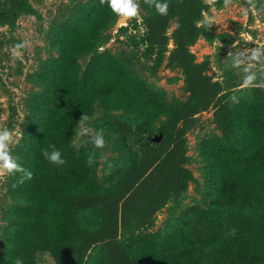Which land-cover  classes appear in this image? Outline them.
<instances>
[{"label":"trees","instance_id":"trees-1","mask_svg":"<svg viewBox=\"0 0 264 264\" xmlns=\"http://www.w3.org/2000/svg\"><path fill=\"white\" fill-rule=\"evenodd\" d=\"M238 1L249 8L254 0ZM160 2L168 3L167 15L156 11L154 0H140L145 14L139 41L155 66L166 61L182 71L187 100L167 103L163 94L149 89L136 74L131 56L97 54L111 38L107 31L117 18L107 2L94 0L78 8L79 25L62 42L61 56L44 74L46 91L37 124L29 126L11 152L32 178L21 182L25 172L8 174L11 194L21 195L27 206L15 210L11 252L1 264L17 260L36 264L39 251L49 252L55 264H264V88L255 87L264 82H254L248 88L250 98L232 110L229 91L213 81L207 74L208 63L197 62L191 51L207 33L204 15L209 4L206 0ZM27 9V0H10L8 7L0 0V24L13 23ZM127 33V26L118 30ZM127 38L137 45L134 35ZM88 56L91 63L81 81L78 60ZM96 101L140 117L135 127L116 120L135 159L108 188L97 177L100 148L93 141L80 148L71 143L78 122L91 115ZM210 108L224 138L207 142L204 149L211 205L184 214L176 232L153 245L139 232L186 191L192 176L185 167V132L196 114ZM161 116L166 118L164 124L153 131V121ZM157 132L163 134L159 142L152 140ZM45 150L49 154L59 150L66 163L50 162ZM81 211L91 212L94 229L82 226ZM121 236L129 238L128 245ZM96 246L101 256L88 262V253Z\"/></svg>","mask_w":264,"mask_h":264},{"label":"rangeland","instance_id":"rangeland-1","mask_svg":"<svg viewBox=\"0 0 264 264\" xmlns=\"http://www.w3.org/2000/svg\"><path fill=\"white\" fill-rule=\"evenodd\" d=\"M94 0H27L29 9L19 12L13 23L0 24V131L7 129L13 134L9 144L10 155L13 149L29 132L30 125L37 124V111L46 91L45 72L49 65L62 54V42L79 25L77 9ZM10 0H2L8 7ZM209 9L205 13L206 34L192 46L191 51L197 62H207V74L222 83L229 91L228 101L232 110L250 98L248 88H241L247 76L254 75L256 81L264 82V0H254L251 7L245 8L238 0H206ZM138 17L122 18L117 14L115 24L107 31L109 41L98 48L97 54L125 53L133 58L136 74L147 87L161 93L167 103H183L188 98L184 75L177 67L164 61L154 65V58L146 57L144 46L139 38L144 32L140 0ZM128 27V35L136 37V44L124 34H118L120 27ZM70 25V27H69ZM176 21L169 25L171 36ZM27 42L19 49V58L13 55L15 45ZM173 48L168 47L170 50ZM168 52L166 53V56ZM95 56V55H94ZM82 68L81 81L88 72L91 56L78 60ZM236 95L239 103L231 97ZM165 116L154 120L152 130L157 131L165 122ZM116 120L135 127L140 117L124 109H112L103 101L94 103L91 115L79 121L72 145L80 148L93 141L96 133H101L105 147L100 148L97 177L102 187L108 188L130 165L135 156L129 151L130 142L118 131ZM80 132H86L80 135ZM157 132L152 140L159 136ZM185 167L191 172V180L186 191L177 199H171L155 216L148 228L140 231L143 238L160 244L178 229L180 219L192 209L207 210L213 200L212 188L208 183V162L204 155L207 142L223 140V134L216 126L213 109L202 111L185 132ZM163 139V134H162ZM161 139V140H162ZM112 164L109 169L108 165ZM8 174L0 176V264L11 252V238L15 234V210L25 208L27 201L21 195L11 194L7 186ZM82 226L94 229L96 222L90 211L78 213ZM124 245L129 244L127 236H121ZM101 256L98 246L87 256L88 262H95ZM36 264H55L52 255L46 251L36 254Z\"/></svg>","mask_w":264,"mask_h":264},{"label":"clouds","instance_id":"clouds-1","mask_svg":"<svg viewBox=\"0 0 264 264\" xmlns=\"http://www.w3.org/2000/svg\"><path fill=\"white\" fill-rule=\"evenodd\" d=\"M107 2L109 7H111L112 11L117 13L119 16H122L123 18H134L138 17V5L133 4V0H101V3ZM155 2V9L156 11L161 15H167L168 12V3H161L160 0H154ZM211 2V0H210ZM124 26H127L124 24ZM27 46V42L17 44L15 45L13 55L17 58L20 57L21 53L19 49L24 48ZM255 79L254 75L247 76L243 84L241 85V88H248L252 85V81ZM255 87H262L264 88V85H255ZM234 103H239V100L236 99V95H233L231 97ZM87 116L81 117V121L87 119ZM86 132H80V135H84ZM13 134L8 131L7 129H3L0 131V176L7 174H14L15 172H25V169L21 167L20 164L16 162V159H13L12 155H10V149L9 144L13 142L12 140ZM93 142L96 146V148H104L105 147V141L101 133H96V135L93 137ZM43 155L46 159H48L50 162L58 165H63L66 163L64 159L61 158V153L59 150L53 151L51 154H49L46 150L43 151ZM87 163L89 165L92 164V155L88 157ZM109 169H111L113 166L112 164L108 165ZM31 179L32 173L30 171L25 172V175L21 178V182L23 179ZM16 264H22L20 260H17Z\"/></svg>","mask_w":264,"mask_h":264},{"label":"water","instance_id":"water-1","mask_svg":"<svg viewBox=\"0 0 264 264\" xmlns=\"http://www.w3.org/2000/svg\"><path fill=\"white\" fill-rule=\"evenodd\" d=\"M122 18L123 17H121L119 20H123ZM161 139H162V133H160L159 136L154 139V141L159 142L161 141Z\"/></svg>","mask_w":264,"mask_h":264},{"label":"built area","instance_id":"built-area-1","mask_svg":"<svg viewBox=\"0 0 264 264\" xmlns=\"http://www.w3.org/2000/svg\"><path fill=\"white\" fill-rule=\"evenodd\" d=\"M172 46V40H170L168 47Z\"/></svg>","mask_w":264,"mask_h":264}]
</instances>
